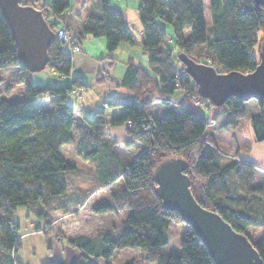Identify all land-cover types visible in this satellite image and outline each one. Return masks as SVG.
<instances>
[{
    "label": "trees",
    "instance_id": "trees-1",
    "mask_svg": "<svg viewBox=\"0 0 264 264\" xmlns=\"http://www.w3.org/2000/svg\"><path fill=\"white\" fill-rule=\"evenodd\" d=\"M98 1L101 12L88 14L76 33L70 26H60L71 0H19L40 9L54 32L60 27L72 32L74 43L88 35L105 37L107 57L114 59L122 42H133L132 34L122 13L110 7V0ZM209 7L211 25L207 27L203 0H139L142 47L150 67L129 59L122 85L130 97L104 102L105 107L121 108L111 125H126L129 138L124 146L138 143L144 147L137 155L126 153L125 159L101 138L106 124L103 109L92 116L68 103V96L85 89L86 84L80 76L70 77L72 57L61 41L56 37L48 48L47 67L58 79L31 83V71L19 64L15 38L0 8V71L7 72V79L20 74L26 83L24 97L0 98V264H22L17 256L22 247L16 220L20 209L35 217V230L44 228L46 233L54 228L55 211L80 203L93 214L129 209L122 231L69 238L80 250L76 258L70 263L48 259L42 264H98L96 260H108L124 248H139L148 263L216 264L194 229L178 212L165 209L156 193L155 167L172 156L186 160L196 199L218 211L237 231L248 234L264 264V235L253 240L247 232L249 226L264 227V181L255 183L264 167L239 155V150L230 157L209 131V125L237 128L247 115L248 100L231 96L221 104L214 103L201 93L179 58L184 53L218 72L254 70L264 41V0H209ZM167 23L172 27V47L166 44ZM179 87L184 93L174 100L171 96ZM193 96L201 98L200 106H194ZM257 102L259 112L250 121L255 141L262 142L264 99ZM156 103L171 108L156 116L152 111ZM206 107L214 108L210 119ZM76 112L90 129L80 136L78 153L98 162L99 188L110 191L108 197L90 204L82 202L84 192L68 189L66 174L77 167L61 151L63 144L74 142ZM232 173L234 188L229 183ZM173 221L186 224L177 254L163 252Z\"/></svg>",
    "mask_w": 264,
    "mask_h": 264
},
{
    "label": "water",
    "instance_id": "water-1",
    "mask_svg": "<svg viewBox=\"0 0 264 264\" xmlns=\"http://www.w3.org/2000/svg\"><path fill=\"white\" fill-rule=\"evenodd\" d=\"M0 8L15 38L19 64L31 72L44 70L49 61L48 48L55 40L56 32L42 11L23 5L19 0H0ZM179 58L201 93L216 104L231 96L245 101L264 99V41L260 61L250 72H218L214 66L198 62L184 53L179 54ZM187 166L183 157L172 156L155 167L156 193L162 199L163 207L178 212L194 229L216 264H263L248 234L237 231L218 211L196 199Z\"/></svg>",
    "mask_w": 264,
    "mask_h": 264
},
{
    "label": "rangeland",
    "instance_id": "rangeland-1",
    "mask_svg": "<svg viewBox=\"0 0 264 264\" xmlns=\"http://www.w3.org/2000/svg\"><path fill=\"white\" fill-rule=\"evenodd\" d=\"M203 3H204L206 25L207 27H209L211 25L209 0H203ZM122 4L125 5L126 10H128L130 14H134V16L138 18V9H137L139 5L138 0H122ZM110 7L112 9H116L115 3L110 4ZM166 26H168L169 29L172 30L170 24L167 23ZM72 43L78 44V43H74L73 40ZM166 44L169 47H172L174 45L173 39H171L169 35H167ZM133 50L137 61H140L143 48L137 45ZM256 53L259 55L257 49H256ZM146 57L148 59L147 55ZM52 70L53 69L46 67L44 70L31 72L29 80L31 83H40V84L47 83L48 81L52 80L51 77ZM182 74L185 75V72ZM25 84H26L25 81H22V75L18 74L17 76V74H14L7 79V72L0 71V98L17 100L24 97ZM80 90L82 91L83 89ZM183 93H184V89L182 87H179L176 89V91L172 94L171 97L174 100H177L182 96ZM70 96L71 94L68 96L69 99ZM42 101L44 100H39L40 103ZM252 103L258 106L257 103L255 102ZM249 104L248 105L250 107L251 103ZM170 108L171 106H162L156 103L153 106L152 111L154 115L162 116L165 115V110ZM204 110L207 118L210 119L214 111V108L206 107L204 108ZM91 115L93 116L94 113H92ZM107 117L109 116L107 115ZM85 129L90 130L89 127L86 125V123L83 121L82 117H77L75 121V127L72 130L74 133V142L69 144L68 143L63 144L61 151L65 156V158L77 167L75 171L66 174L68 189L73 191L78 190L80 192H84L86 196L84 194L85 197L84 199L82 193V199H83L82 202H86L90 204V203H95L105 197H108L110 195L109 194L110 191H107L103 188H99L100 184L96 175L98 162L92 161L90 159H84L83 156L78 153V140L80 139V136L83 134ZM209 129L212 132H216V138L217 141L219 142V145L221 146L223 151L229 154L230 157L234 156L236 153L235 144H234L236 142L240 144L242 149L249 150L250 148V144L252 142L250 141L251 134L253 132L251 128V121H249L248 118L243 119L241 124L235 129L230 128V129L220 130L219 128L214 127L212 125H209ZM248 129L251 130L250 131L251 133H249ZM103 130L105 131V134H103L101 138H103V140H105V142L108 143L111 148L115 149L116 152L120 154L123 159H125L126 153L130 155L132 154L137 155L144 148V147H140L141 145L139 144H138L139 146L135 145V147L133 146L130 148H126L124 146L125 140L123 141L122 139L123 132L120 131V129L114 130L113 127L110 126L109 121L106 122V125L104 126ZM220 134L221 137H219ZM232 143L234 144V147ZM263 181H264V172L258 171L255 183L258 184ZM229 183L233 188L234 185H236V180L233 173L229 176ZM81 204L82 203L76 206L73 205L69 207V209L67 210L60 209L55 211V213H53V217H54L53 230L54 229L55 230L47 233L46 235V244L47 246L51 247L52 252H50L49 256L48 255L45 256L43 260H47L48 258L61 259L67 263H70L78 255L75 254V257L72 258L73 253H70L72 250L71 245L68 242V239L61 238L62 234L60 235V237L57 235L58 229L56 226H61L62 228L65 226L66 229L65 227L64 229L66 230V232L73 235L71 236V238L77 236L79 233L95 236L100 232L106 230L113 232L115 235H117V233L122 231V221L128 215L129 209L121 210L118 213L110 211L100 214H93L86 206H83ZM26 212L27 210L21 209L19 210L18 213V220H19L18 223L20 225L19 233L21 234L25 232V235L37 231L35 230L34 227L36 223L35 217ZM30 219L34 220V224L31 223ZM65 220H67V222H64ZM55 222H58L57 225H55ZM43 229L39 231L44 232ZM185 229H186V224L182 221H173L170 224L167 230L169 242L163 247V252L172 253V254H177L181 252V240L185 233ZM247 232L249 233V235L252 237L253 240H258L264 235V227L249 226ZM66 259L69 260L66 261ZM108 260L109 261L105 263L104 259L101 258L96 260V262L98 264H129V262H131L130 264H155V263H148L146 260H144L143 254L139 248L120 249L116 251L115 254Z\"/></svg>",
    "mask_w": 264,
    "mask_h": 264
},
{
    "label": "crops",
    "instance_id": "crops-1",
    "mask_svg": "<svg viewBox=\"0 0 264 264\" xmlns=\"http://www.w3.org/2000/svg\"><path fill=\"white\" fill-rule=\"evenodd\" d=\"M113 3H115L116 10L122 13L126 25L132 34L133 42H122L114 53L115 58L111 59L107 57L105 37H94L88 35L83 38V40L78 43L81 46V51L74 53L72 56L73 66L70 77L80 76L85 82L86 87L80 92H72L70 99L69 97L67 99L68 103L76 110L83 109L86 114H92L98 109H103L105 112V121H109L110 126H112V118L121 112V108L105 107V100L108 98L122 99L130 97V94L122 85L123 76L127 67L126 62L129 59H132L134 62L141 64L146 68H149L150 66L149 59H147L144 51H142L140 61H137L136 56L134 55L135 53L133 49L135 46L138 45L143 48L142 27L139 18H136L134 14H130L128 10H126L125 5L122 4V0H110V4ZM100 12L101 6L98 0H71L70 9H68L64 14V19L61 20L60 26H70L76 33H79V31H81L83 28L86 16L88 14H99ZM166 29L168 31L169 37L172 38V30L169 29L168 26H166ZM51 77V81H54L57 78L54 70L51 72ZM252 102L258 104L256 99H250L246 102V107L248 108L245 118H248L249 121L252 115L259 112V105L256 106V104H253ZM249 103H251L250 107ZM107 115L109 117H107ZM77 117H80L78 112L75 113V119H77ZM112 127L114 130L120 129V131L123 132V141L129 138L126 133V125ZM250 131L251 130H249V133H251ZM213 134L215 135V139L217 141L216 132H213ZM219 137H221V134ZM250 141L252 142L250 144L249 150L242 149L240 144L237 142L234 143L235 151L239 150V155L249 158L264 167V141L256 143L253 133L251 134ZM135 145H138V143ZM135 145L133 146L135 147ZM140 147L143 146L141 145ZM18 213L16 215V220L19 222ZM30 221L34 224V220L30 219ZM64 222H67V220ZM57 223L58 222H55V225H57ZM56 227L58 229L57 234L59 232L62 234L61 238L69 239L71 236H73L66 232L65 226V229L61 226ZM52 231L45 233L37 230L36 232L26 235L25 232L21 233L22 247L18 251L17 256L22 264H42L43 261H46L43 260V258H45L47 255L49 256L50 252H52L51 247L47 246L46 244V235ZM78 235H80V233ZM71 248L72 250L70 253H73L72 258L75 257V254L77 255L80 253V250L77 247L71 245ZM67 260L69 259H66V261ZM104 261L106 263L109 260Z\"/></svg>",
    "mask_w": 264,
    "mask_h": 264
},
{
    "label": "built area",
    "instance_id": "built-area-1",
    "mask_svg": "<svg viewBox=\"0 0 264 264\" xmlns=\"http://www.w3.org/2000/svg\"><path fill=\"white\" fill-rule=\"evenodd\" d=\"M56 37L61 41V46L67 49L69 56H73L74 53L81 51V46L79 44H73V34L64 27H60L56 31ZM80 89H76L75 92H80ZM192 101L194 106H200L202 104L201 98L199 96H193ZM14 230L16 228H13Z\"/></svg>",
    "mask_w": 264,
    "mask_h": 264
}]
</instances>
